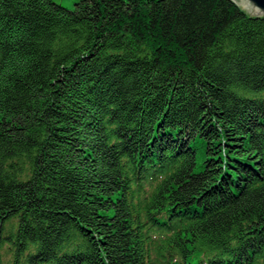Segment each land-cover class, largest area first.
I'll return each instance as SVG.
<instances>
[{
  "label": "trees",
  "instance_id": "obj_1",
  "mask_svg": "<svg viewBox=\"0 0 264 264\" xmlns=\"http://www.w3.org/2000/svg\"><path fill=\"white\" fill-rule=\"evenodd\" d=\"M5 262L264 264V19L0 0Z\"/></svg>",
  "mask_w": 264,
  "mask_h": 264
},
{
  "label": "water",
  "instance_id": "obj_2",
  "mask_svg": "<svg viewBox=\"0 0 264 264\" xmlns=\"http://www.w3.org/2000/svg\"><path fill=\"white\" fill-rule=\"evenodd\" d=\"M247 11L248 19L259 21V16L264 19V0H228Z\"/></svg>",
  "mask_w": 264,
  "mask_h": 264
},
{
  "label": "rangeland",
  "instance_id": "obj_3",
  "mask_svg": "<svg viewBox=\"0 0 264 264\" xmlns=\"http://www.w3.org/2000/svg\"><path fill=\"white\" fill-rule=\"evenodd\" d=\"M55 1L61 3L63 6H65L67 8H73L74 7V2H75V0H55ZM5 264H8V262H5Z\"/></svg>",
  "mask_w": 264,
  "mask_h": 264
},
{
  "label": "bare ground",
  "instance_id": "obj_4",
  "mask_svg": "<svg viewBox=\"0 0 264 264\" xmlns=\"http://www.w3.org/2000/svg\"><path fill=\"white\" fill-rule=\"evenodd\" d=\"M132 157V156H131ZM133 160V159H132ZM136 161V160H135ZM137 162V161H136Z\"/></svg>",
  "mask_w": 264,
  "mask_h": 264
}]
</instances>
